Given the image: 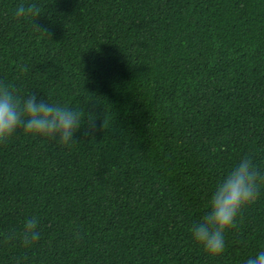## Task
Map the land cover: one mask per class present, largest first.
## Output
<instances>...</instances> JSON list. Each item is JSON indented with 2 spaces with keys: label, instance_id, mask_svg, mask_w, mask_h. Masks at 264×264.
Listing matches in <instances>:
<instances>
[{
  "label": "trees",
  "instance_id": "1",
  "mask_svg": "<svg viewBox=\"0 0 264 264\" xmlns=\"http://www.w3.org/2000/svg\"><path fill=\"white\" fill-rule=\"evenodd\" d=\"M0 82L85 113L69 145L22 131L0 143V264L264 251V185L221 255L191 235L242 157L264 172V0H0ZM32 216L41 236L25 248Z\"/></svg>",
  "mask_w": 264,
  "mask_h": 264
},
{
  "label": "clouds",
  "instance_id": "2",
  "mask_svg": "<svg viewBox=\"0 0 264 264\" xmlns=\"http://www.w3.org/2000/svg\"><path fill=\"white\" fill-rule=\"evenodd\" d=\"M35 4L27 8L20 5L16 16L38 14ZM84 111L73 110L60 104L48 103L35 93L27 98L18 97L10 85L0 82V143L12 138L18 131L25 136L57 140L62 146L74 141V134L84 122ZM95 130L94 118L89 119V131ZM264 172H261L249 155H245L233 170L217 185L208 202V211L200 223L191 228L193 242L212 258L221 255L225 246V233L235 227L241 210L256 201ZM38 218L32 216L24 222L18 239L25 248L39 241ZM246 264H264V251L249 257Z\"/></svg>",
  "mask_w": 264,
  "mask_h": 264
}]
</instances>
